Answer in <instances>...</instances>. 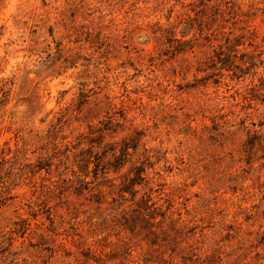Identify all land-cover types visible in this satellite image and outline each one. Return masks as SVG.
<instances>
[{
	"label": "clouds",
	"instance_id": "clouds-1",
	"mask_svg": "<svg viewBox=\"0 0 264 264\" xmlns=\"http://www.w3.org/2000/svg\"><path fill=\"white\" fill-rule=\"evenodd\" d=\"M0 264H264V0H0Z\"/></svg>",
	"mask_w": 264,
	"mask_h": 264
}]
</instances>
